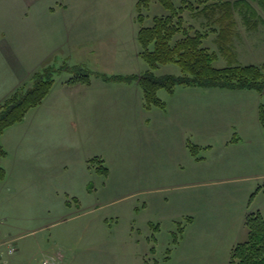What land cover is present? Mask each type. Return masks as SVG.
Instances as JSON below:
<instances>
[{
	"label": "rangeland",
	"instance_id": "rangeland-1",
	"mask_svg": "<svg viewBox=\"0 0 264 264\" xmlns=\"http://www.w3.org/2000/svg\"><path fill=\"white\" fill-rule=\"evenodd\" d=\"M172 1L178 7L182 4ZM246 1L258 16L252 17L244 5L235 7L236 28L231 44H226L231 51L217 44V33L204 40V46L217 53L215 68L264 65V9ZM140 2L0 0V52L7 42L26 56L27 64L32 62L29 72L57 70L53 99L34 110L27 121L28 129L45 132L47 137L39 138L44 145L51 146L48 142L54 140V147L32 156L26 142L18 149L24 160L13 164L9 177L0 183V243H5L0 249L6 264H60L62 258L66 264H169L170 251L176 255L179 250L175 240L182 239L187 225L182 217L176 218L185 215L179 199L253 181L226 175L234 155L251 153L237 159L241 165L237 172L247 173L249 164L257 161L252 174L264 173L260 120L264 96L256 91L178 85L173 94L159 90L164 109L149 110L138 82L116 80L141 76L150 69L138 41ZM142 12L145 27H151L155 17L169 14L158 0ZM184 16L188 25L211 31L210 26L200 25L206 19L194 20L188 11ZM229 25L228 19L223 27ZM65 44L76 47L57 49ZM46 54L51 55L44 59ZM153 72L159 77L183 75L177 64L160 65ZM32 77L27 80L29 87ZM235 94L250 98L244 104L227 100ZM197 114L219 120L206 122L211 127L202 136L197 132L189 137L193 139L186 158L193 163L185 159V167L171 168L162 164L150 139L161 138L169 118ZM145 161L151 167L144 168ZM217 168L223 174L198 187L190 179L184 187L175 182L143 185L138 180L149 181L151 174L165 177L170 171L191 177ZM235 198L230 203L236 204ZM253 198L252 210L264 216V191ZM247 238L246 229L241 243ZM229 262L230 254L223 253L219 264Z\"/></svg>",
	"mask_w": 264,
	"mask_h": 264
},
{
	"label": "trees",
	"instance_id": "trees-1",
	"mask_svg": "<svg viewBox=\"0 0 264 264\" xmlns=\"http://www.w3.org/2000/svg\"><path fill=\"white\" fill-rule=\"evenodd\" d=\"M158 1L169 14L155 17L151 27L143 25L142 8L148 9L152 0H141L139 3V22L142 27L138 41L142 47L141 56L150 69L141 76L116 79L138 82L147 109L150 110L153 107L164 109L165 104L158 97L159 90L166 89L173 94L178 85L205 89L256 91L264 96V65H230L218 69L214 67L217 53L204 46V40L210 33H217V44L223 45V50L229 51L230 47L226 44H231L232 31L236 28L233 15L235 7L244 5L251 11L252 17L258 16L257 11L248 1L182 0L180 7L176 6L172 0ZM251 1L257 2L264 9V0ZM187 11L194 20L206 19L207 21H201L200 25L210 26L211 31H202L194 25H188L184 16ZM228 19L230 25L224 28V22ZM216 25L220 27L219 30L214 28ZM165 64L179 65L183 75L156 76L153 71ZM56 73L57 70L52 67L37 72L30 81H33V86L29 87L28 83L23 84L0 104L1 157L7 154L1 145L2 136L8 129L21 124L32 110L43 104L55 86ZM260 120L264 126V105L260 106ZM103 171L108 173L106 168ZM6 177V171L0 168V182L5 181ZM260 191H264V183L258 189V192ZM246 228L248 238L234 247L229 264H264V216L260 212L248 215Z\"/></svg>",
	"mask_w": 264,
	"mask_h": 264
},
{
	"label": "crops",
	"instance_id": "crops-1",
	"mask_svg": "<svg viewBox=\"0 0 264 264\" xmlns=\"http://www.w3.org/2000/svg\"><path fill=\"white\" fill-rule=\"evenodd\" d=\"M57 46V49L60 48L59 46H66L69 49H74L76 47L70 44ZM46 55L44 59L51 54ZM26 60V56L21 54L20 50H14L9 43L5 42V45L2 46L0 52V104L25 84V82L27 83L28 78L30 76L32 77L34 72H38V70L37 72L36 70L29 72L28 70L32 62L27 64ZM54 95L55 89L53 88L40 107L51 101ZM246 98L250 97L245 96V94H243V96L235 94L234 96H230L227 100L232 103L242 102V104H244ZM34 110L26 116L21 124L8 129L1 138V145L7 154L5 157L0 156V168L6 171L7 178L9 177L11 172L10 169L13 164L16 166L18 162L24 160V158L18 156V149L21 147L25 148L26 142H28V146L31 147L33 152L32 156L41 154L44 148L49 152L51 150L50 147H54V140L48 142L51 146H47L43 144V140L39 139L47 137V135L44 134L45 132L27 128V121ZM199 115L201 116H198V114L194 117L191 115L177 116L176 120L169 118L166 129L161 130V138L159 140L150 139L149 144L152 141L153 148H157L155 152L157 154L156 157L158 160L162 161V164L167 163V166L171 168L173 165L185 167V159L188 163H193L192 159L186 158L188 142H191L193 139L189 137L194 136V134L196 135L197 132H201L198 135L202 136L205 130L211 127V123L206 122H214L215 124L219 120L217 116L205 118L202 114ZM214 127H216V125H214ZM161 147L164 149L160 150ZM186 148L187 150H185ZM244 155L250 157L251 153L245 152V154H240V158H235L234 156L236 155L230 158V165L227 167L226 175H233L234 177L239 175L241 179L253 178L254 180L249 182V184L240 186L239 188L226 187L218 188L217 190H209L207 193L202 192L196 196L178 200L179 206H181L180 208H184L183 213L185 215L176 218L182 217L187 225L183 232L182 239L176 242L177 244L175 247L179 249L177 254L174 255V253L170 251V255L167 259L169 264H219L223 253L226 255L230 254L231 258L234 247L241 243L245 237L247 229L246 219L248 215L257 212L252 210L253 197L259 193V182L263 181L264 183V173L257 175L252 174L253 167L258 165L257 161L249 164L250 167L248 172L246 171L247 173L242 170L237 172V170L241 168L238 161L243 159ZM148 163V161L144 162V168L151 167ZM107 174H109V170ZM221 174L223 173H220L219 168L214 171H201L191 175V177L185 176L183 172L172 173L170 171L168 176L165 177L151 174L149 181L146 178H138V180L142 181L143 185L175 182L181 187H184L187 179H190L192 185L198 187L201 185L204 186L210 182V177ZM83 179L84 182H87L89 177L85 175ZM216 179L220 180L221 177ZM224 180L225 179H223V181ZM234 197H236L234 199L236 204L230 203L231 199ZM228 211L232 215L229 214ZM3 244L5 243H0V246ZM198 244H201V246L199 248V253L195 255L196 246ZM155 253L156 249L153 251V254ZM61 263L66 264V259L62 258L60 264Z\"/></svg>",
	"mask_w": 264,
	"mask_h": 264
},
{
	"label": "built area",
	"instance_id": "built-area-1",
	"mask_svg": "<svg viewBox=\"0 0 264 264\" xmlns=\"http://www.w3.org/2000/svg\"><path fill=\"white\" fill-rule=\"evenodd\" d=\"M0 264H5V260L3 258V253L0 252ZM42 264H55L49 261H44Z\"/></svg>",
	"mask_w": 264,
	"mask_h": 264
}]
</instances>
